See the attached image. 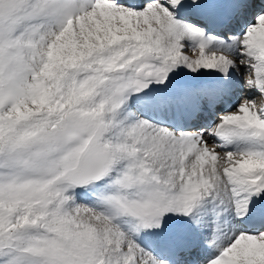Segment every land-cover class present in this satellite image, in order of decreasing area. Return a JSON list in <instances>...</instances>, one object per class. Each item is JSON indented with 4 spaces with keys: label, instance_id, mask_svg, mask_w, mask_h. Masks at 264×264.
Returning a JSON list of instances; mask_svg holds the SVG:
<instances>
[{
    "label": "snow or ice",
    "instance_id": "6c2138e0",
    "mask_svg": "<svg viewBox=\"0 0 264 264\" xmlns=\"http://www.w3.org/2000/svg\"><path fill=\"white\" fill-rule=\"evenodd\" d=\"M0 264H264V0H0Z\"/></svg>",
    "mask_w": 264,
    "mask_h": 264
}]
</instances>
